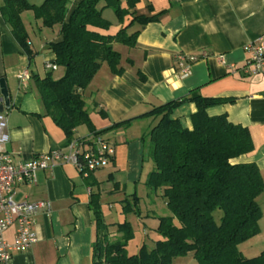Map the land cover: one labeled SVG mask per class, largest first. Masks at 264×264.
Instances as JSON below:
<instances>
[{"label": "crops", "instance_id": "1", "mask_svg": "<svg viewBox=\"0 0 264 264\" xmlns=\"http://www.w3.org/2000/svg\"><path fill=\"white\" fill-rule=\"evenodd\" d=\"M82 1L68 0V17ZM120 1L122 8L128 10L127 0ZM43 2L30 0L35 6ZM2 4L3 0H0V7ZM104 5L101 3L100 8ZM133 11L139 16L163 15L158 22L147 26L135 24L129 29V34L139 32L135 48L113 44L114 50L121 55L122 74L114 75L108 64L103 63L89 87L81 91L97 132L106 131L99 137L115 145L116 155L108 168L93 173L97 186L87 184L85 176L74 165L68 164L40 171L35 185L27 183L16 188V202L44 201L52 207L35 217L37 244L28 252L16 254L8 264H92L96 241V223L90 208L92 195L100 194L101 202L103 193L112 191L113 184L116 185L113 192H125L127 185L140 184L147 163L149 177L155 166L146 158L142 137L160 119L143 116L163 104L187 97L193 91L204 98L235 99L233 104L210 108L208 114L226 115L231 123L249 130L254 150L235 162L255 163L264 181V75L247 74L243 69L247 59L244 46L264 37V0H139ZM103 17L112 25L108 31L91 28L101 35L116 36L133 20L128 15L123 22L119 21L112 9L104 10ZM55 28L58 36L50 43L63 39L60 25ZM28 40L34 57L32 61L0 11V80L6 81L11 100L10 109L0 114V146L14 153L17 162H30L36 156L62 149L68 143L63 130L51 117L44 116L45 109L33 80L36 75L44 78L51 74L53 71L46 69V64H55L56 57L48 49L47 40L41 46L46 73L41 76V71L34 65L36 50L29 36ZM45 50L48 52L44 53ZM181 55L199 58L187 78H182L179 73L178 57ZM60 68L57 66L55 71ZM62 69L59 79L65 74V68ZM27 70L31 78L22 82L19 76ZM196 112V105L188 103L176 109L172 118L178 119L189 130ZM129 120L130 126L109 130ZM94 139L86 126L74 132L73 141L87 142L89 146ZM151 193L163 197V190ZM258 203L263 212L260 233L264 234V192ZM108 219L105 217L115 240L120 236L116 233L117 223L110 224ZM14 232L11 228L7 233L9 241H13ZM192 264L198 262L194 260Z\"/></svg>", "mask_w": 264, "mask_h": 264}, {"label": "trees", "instance_id": "2", "mask_svg": "<svg viewBox=\"0 0 264 264\" xmlns=\"http://www.w3.org/2000/svg\"><path fill=\"white\" fill-rule=\"evenodd\" d=\"M101 3L105 5L100 8ZM138 3L139 0H127L126 10L120 0H84L68 17V0H44L40 6L32 5L30 0H3L2 16L30 61L34 57L22 13L33 11L46 28L61 27L63 39L51 43L48 49L56 57L55 65L65 68L64 76L54 80L51 74L44 78L36 75L33 80L45 109L44 116L51 117L63 130L67 144L81 126H86L95 138L106 132H97L81 91L89 87L103 63L108 64L114 75L122 74L121 55L113 44L135 48L139 32L129 34V29L135 24L147 26L158 22L163 15L139 16L133 11ZM106 9H112L121 22L128 15L133 20L116 36L101 35L91 28L105 31L111 28L103 17ZM234 102V98H204L193 91L143 116L160 119L142 137L146 158L155 166L146 186L150 192L163 190L172 216L159 218L160 239L153 249L143 246L138 254L129 255L128 243L134 236L131 224L115 225L120 236L111 241L100 194H93L90 208L96 223V241L92 264H174L176 259L189 254L194 255L198 264H264V251L249 259L239 250L240 245L260 234L259 223L263 218L258 203L264 192L261 172L255 163L235 162L254 150L252 137L247 128L231 123L226 115L208 114L210 108ZM188 103L197 108L189 130L172 118L176 109ZM130 124L131 120L125 121L109 130ZM85 180L97 186L93 173ZM135 200L136 195L135 204L128 202L125 212L136 210ZM217 211L222 212L219 221L214 217ZM136 213L140 215L138 209Z\"/></svg>", "mask_w": 264, "mask_h": 264}, {"label": "built area", "instance_id": "3", "mask_svg": "<svg viewBox=\"0 0 264 264\" xmlns=\"http://www.w3.org/2000/svg\"><path fill=\"white\" fill-rule=\"evenodd\" d=\"M180 1V0H176ZM247 55L245 72L264 75V37L248 43L243 48ZM199 60L195 56L178 57L180 76L187 78L192 65ZM46 69L55 71V64L47 63ZM31 78L27 70L19 76L22 82ZM0 117V129H1ZM116 155V147L109 141L97 137L88 146L87 142L72 141L64 148L36 156L30 162H17L14 153L0 146V264H8L16 254L30 251L38 242L34 231L35 217L42 211H49V202H16V188L21 184L37 183V173L49 171L57 166L74 165L84 176L108 168ZM15 229L13 241L7 233Z\"/></svg>", "mask_w": 264, "mask_h": 264}, {"label": "rangeland", "instance_id": "4", "mask_svg": "<svg viewBox=\"0 0 264 264\" xmlns=\"http://www.w3.org/2000/svg\"><path fill=\"white\" fill-rule=\"evenodd\" d=\"M22 14V20L26 23V26H28V36L32 40L33 48L37 53V59L35 60L34 65L39 72L41 71V76H45V67H43L44 54L42 55L43 50L41 51V46L48 40L47 47H49L51 40L58 36V30L55 27L53 28L55 29L54 31L52 28L44 27L42 20L37 19L33 11H26ZM45 52L47 53L48 51L45 50L44 53ZM62 73L63 69L61 67L58 72L53 71L51 76L53 79L59 80ZM149 168V163L145 164V175L140 184L134 183L127 185L125 192H123L124 190H121L120 192H113V188L115 187L113 184L112 191L103 193L101 198L102 210L105 217L109 218L107 220L108 223L121 224L129 222L132 226L134 236L128 243L127 249L129 255L138 254L143 246H146L149 250H151V248L153 249L155 242L160 236L158 233L160 223L159 218L172 216L167 207V202H165L166 199L164 197L155 196L146 186ZM124 186H122V189H124ZM135 195L137 198V200H135L137 205H134V208L139 210L140 215L136 213V210L129 212L124 211V207L128 205V202L135 204L133 202ZM153 212L157 216L161 217H154L152 214ZM221 213V211H217L214 214L216 221H219L222 217ZM109 232L111 241H113L115 237L114 233L110 231V228ZM245 243H247V245ZM245 243L242 245L245 244L246 246L239 247L243 256L250 257L249 259L256 258L264 251V234L260 233L258 236L252 238L250 242L247 241ZM194 260V255L189 254L186 257L180 258V260L176 259L174 264H192Z\"/></svg>", "mask_w": 264, "mask_h": 264}, {"label": "water", "instance_id": "5", "mask_svg": "<svg viewBox=\"0 0 264 264\" xmlns=\"http://www.w3.org/2000/svg\"><path fill=\"white\" fill-rule=\"evenodd\" d=\"M10 93L7 87V83L4 79L0 80V114L4 113L5 110L10 109L11 100Z\"/></svg>", "mask_w": 264, "mask_h": 264}]
</instances>
